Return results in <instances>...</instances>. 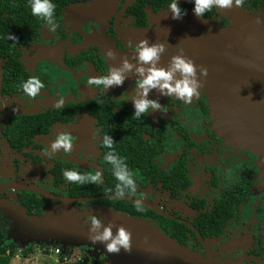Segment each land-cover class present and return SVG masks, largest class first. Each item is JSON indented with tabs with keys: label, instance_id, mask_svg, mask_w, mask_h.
<instances>
[{
	"label": "flooded vegetation",
	"instance_id": "af4514ba",
	"mask_svg": "<svg viewBox=\"0 0 264 264\" xmlns=\"http://www.w3.org/2000/svg\"><path fill=\"white\" fill-rule=\"evenodd\" d=\"M153 1L52 0L57 27L50 31L47 22L31 14L28 0H0V225L8 227L9 236L13 226L2 216L5 205L26 208L30 217H36L42 205L43 213L60 206L37 191L58 198L116 196L110 191L118 181L113 166L104 159L110 150L102 145L103 136L109 135L114 153L123 158L136 181L135 194L127 195L125 188L124 197L142 198L146 212H137L132 201L114 198L71 204L77 212L90 214L101 208L140 214L167 232L168 222H175V228L186 229L176 234L172 228L175 233H171L201 256L204 264H264V254L254 250L260 240L257 235L264 229L260 200L264 178L256 167L257 157L219 131L220 103L206 91L212 83L200 78V96L187 105L153 90L148 99H158L163 109L139 119L132 114V88L138 78L132 73L120 87L105 91L89 86L90 78L107 75L110 68L120 67L122 59L131 62L130 45L140 40L150 44L165 40L162 44L170 46L168 36L158 38L153 23L157 16H171L165 10L169 2ZM256 4L213 9L200 19L192 12L190 0H179L180 8L186 10L182 18L217 30L230 25L228 15L236 8L264 14V8ZM170 47H165L158 67L167 68L171 56L178 54ZM109 50L114 55L106 59ZM167 53L171 56L166 57ZM190 59L199 69L198 60ZM32 76L44 87L29 98L21 85ZM60 99L63 104L57 106ZM61 133L71 135V151L46 155ZM64 169L82 174L100 170L101 181L94 184L105 186L107 193L69 197L68 181L57 180ZM233 202L239 203L240 213L224 222L215 236H203L199 229H216Z\"/></svg>",
	"mask_w": 264,
	"mask_h": 264
},
{
	"label": "water",
	"instance_id": "95a60500",
	"mask_svg": "<svg viewBox=\"0 0 264 264\" xmlns=\"http://www.w3.org/2000/svg\"><path fill=\"white\" fill-rule=\"evenodd\" d=\"M234 11L237 13L235 37L220 42L215 37L212 45L207 46L209 40H197V37L201 36L197 30L202 25H195L194 30L189 28V34L183 35V40L186 44L192 42V34L195 33V41L197 40L200 46L196 51L185 53L184 56L198 60L200 67L207 69L205 78L212 83V87L206 91L220 103V112L216 115L219 131L257 157L256 167L263 181L264 16L257 19L238 8ZM188 20L192 19L181 17L178 21ZM203 26L205 27L204 24ZM214 35L215 33L210 36ZM164 55L171 56L169 53ZM37 192L60 202V207L48 210L41 217H30L22 209L10 208L7 205L3 208L5 210H2L4 217L10 220L13 226L8 239L20 249L30 244L57 245L61 247L63 255L68 248L86 249L90 258H101L106 264H204L201 256L168 238L156 226L101 208L93 210L90 214H82L71 206L103 198L132 202L135 200L117 195L58 198L42 191ZM143 205L147 206L145 203ZM89 215L102 217L105 225L112 226L114 234L121 226L127 229L131 233L130 250L125 252L121 249L118 254L106 253L102 244L92 245L89 242L90 225L85 223Z\"/></svg>",
	"mask_w": 264,
	"mask_h": 264
},
{
	"label": "clouds",
	"instance_id": "9594fccd",
	"mask_svg": "<svg viewBox=\"0 0 264 264\" xmlns=\"http://www.w3.org/2000/svg\"><path fill=\"white\" fill-rule=\"evenodd\" d=\"M190 2L193 5L192 12L200 19H204L205 14L210 13L213 9L221 11L230 9L234 5L237 7L242 5V0H190ZM28 5L33 16L47 22L50 26L48 29L55 31L57 27L54 17L56 5L52 0H28ZM165 10L171 14L174 20H178L186 14V10L180 8L179 0H169ZM53 24L55 26L51 27ZM8 38L16 39L10 35ZM130 47L133 53L131 62L127 58L122 59L120 67L110 68L107 75L90 78L89 86H100L106 91L113 86L120 87L129 78L128 73L138 77L134 81L133 95L131 96L134 108L132 114L138 119L149 113L162 111L163 107L158 99H148L149 93L153 90L160 96H171L186 105L192 103L193 98L200 96V89L203 86L200 78L207 76V69L204 67L198 69V66L190 58L184 56L182 49L173 48V51L178 54L172 55L167 68H164L157 66L161 55L165 52L163 44H150L147 39H144ZM113 55V52L109 50L105 58L111 59ZM43 87V83L35 76L29 77L21 85L23 94L29 98L36 97ZM56 103L57 106L62 105L63 100H57ZM102 145L110 150L105 153L104 159L113 166V175L118 181L115 188L116 195L123 197L126 194L125 188L128 189L127 195L135 194L136 181L133 178V172L123 162V158L114 153L113 137L104 135ZM72 146L71 135L61 133L50 143L48 152L45 154L51 157L61 149L67 153L71 151ZM62 176L69 183L94 184L101 181L102 173L97 170L95 174H82L76 170L64 169ZM133 203L137 212H143L142 198ZM85 223L90 225L88 232L90 233L89 242L92 245L102 244L106 253L118 254L121 249L125 252L130 250L131 233L124 227L117 228L114 234L111 225H105L102 217L98 218L94 215H89Z\"/></svg>",
	"mask_w": 264,
	"mask_h": 264
},
{
	"label": "trees",
	"instance_id": "16d2710c",
	"mask_svg": "<svg viewBox=\"0 0 264 264\" xmlns=\"http://www.w3.org/2000/svg\"><path fill=\"white\" fill-rule=\"evenodd\" d=\"M253 1L255 3H257L255 6H259V7L264 8V0H242V4L244 2L252 3ZM153 2L155 3L156 0H154ZM163 2H169V0H163ZM60 175H61V172L59 175H57V177H58L57 180L59 179V183H65L63 176L61 175V177H60ZM76 186H78V192H75ZM110 192L116 193L115 189H112ZM104 193H107V191L105 190V186L102 187V186H99L98 184H93V183L92 184H79V185H77V183L67 182V195L69 197H89V196H94V195H102ZM239 198L240 197H238V199ZM260 200L262 203L261 204V206H262L261 210H264V193H262ZM113 202L119 203V204L123 203V205H126V206L130 205V203L123 202L120 200H114ZM238 204H239L238 202H236V203L233 202L232 205L230 206V208L223 212L224 215H228V216L219 224V226L216 229H214V227H213L209 231V226H208L204 229H199V231L203 234V236H206V238H210L212 236H215V234H218L221 231V229H223L222 227H224V222L227 223V221L230 218H232L233 216L235 217L236 215H238L240 213L239 209H237ZM27 207L29 208V206H27ZM41 207L39 208V211L37 210L40 213H38V212L35 213L36 217H41L44 214L43 212L45 211L44 210L45 208L43 205ZM72 207H74V206H72ZM143 209H144V207H143ZM22 210L25 212L26 215H28L26 208H23ZM143 212H146V210L144 209ZM114 213H118V212H114ZM118 214L126 216L128 218H132V219H136V220H142V221L146 222L143 219L144 216L140 215V214H136V215H132V216L126 215V214H121V213H118ZM32 215H33V213H32ZM2 216L5 220H8L4 217V215H2ZM261 220H262V222H264V217ZM146 223H148V222H146ZM168 225L171 228V229L168 228L169 232H167L163 229H162L163 231L161 229H159V230L163 234H165L168 238L173 239L174 241H176L177 243H179L180 245L185 247V245L183 244V241L179 237H176L175 234H172L171 231L174 232V230L176 229V234H178V233L183 234V231L186 228H175L174 226L177 225L175 222H168ZM220 227H221V229H220ZM172 228H174V230ZM262 228H264V226ZM7 231H8V227L6 225H2V226L0 225V264H10L11 259H13V257L15 256L16 250L18 249V247L15 243H11V242L7 241V236H8ZM257 236L260 240H261V238H263L262 244H261L260 240H258L257 244H255V246H254V250L255 251L258 250L259 253L264 254V229L262 231H260V234H258ZM42 248H49V246H42ZM53 248H57V247L54 246ZM192 252H194V251H192ZM31 254H32V246H28V247L22 249L21 250L22 260H26L27 258L30 257ZM82 256H84V264H87V263L99 264V260L92 259L89 256H87L85 253H83ZM58 264H63L61 256L58 257ZM70 264H78V263H70Z\"/></svg>",
	"mask_w": 264,
	"mask_h": 264
},
{
	"label": "rangeland",
	"instance_id": "374dc122",
	"mask_svg": "<svg viewBox=\"0 0 264 264\" xmlns=\"http://www.w3.org/2000/svg\"><path fill=\"white\" fill-rule=\"evenodd\" d=\"M235 14H237L234 10H232L230 12V15H228V17H230V25L227 28H223L220 30L215 29L212 26H207L205 25V27L202 26L200 28H198L197 33L200 32L201 36L197 37V40L199 39V41L201 39H205L207 42L208 40L210 41V43H207V46L212 45V41L213 38L216 37L217 41H223V40H227L228 38L231 37H235L236 34V28H235V23H236V19H235ZM252 16H254L257 19H260L261 16H264L263 13L259 14H251ZM214 36H210L212 34H214ZM206 35V37H205ZM168 39V38H166ZM169 40V39H168ZM224 46V45H223ZM53 249V247H51ZM47 249V248H44ZM83 251H79L76 248H68L66 251V255L70 256L69 259L70 261H72L73 259H76L77 256L83 259V263L84 264V256L83 253H86L87 256H89L88 251L86 249H82ZM80 254V256L78 255ZM13 262L11 264H58V256H54V255H45L42 248H38V247H32V254L30 255V260L26 259V260H22V256H21V249L18 248L16 250L15 256L13 257ZM68 264H70L68 262ZM87 264H91V263H87ZM99 264H106L102 261V259H100Z\"/></svg>",
	"mask_w": 264,
	"mask_h": 264
},
{
	"label": "crops",
	"instance_id": "0c3cea01",
	"mask_svg": "<svg viewBox=\"0 0 264 264\" xmlns=\"http://www.w3.org/2000/svg\"><path fill=\"white\" fill-rule=\"evenodd\" d=\"M98 10V9H97ZM92 11H96L94 9H92ZM185 19V18H184ZM179 20V19H178ZM178 20H174L172 19L171 16H165L163 18L157 16L154 20L153 23H155V29H157L155 31V33L158 35V38H162V37H166L169 39V41H171L170 46H167L168 43H164L163 45L167 48L170 47L168 49H172L174 47H179L180 49H182L183 51H196L197 48H199L200 45H198V41H195V38L197 36H195V33L192 34L193 36V41L192 42H188V44L184 43L183 40V35H187L189 34V28H192V30H194L195 25H193V21L192 20H188L186 22H181ZM172 33V34H171ZM189 38V36H188ZM167 39V40H168ZM190 39V38H189ZM183 40V41H182ZM165 41V40H164ZM163 41V42H164ZM162 42V43H163ZM161 43V44H162ZM169 45V44H168ZM60 206H56L54 205L53 207H51L50 209H58ZM49 209V210H50ZM96 211V210H95ZM29 246L32 247H38V248H42V246L44 245H36V244H30ZM56 246L57 248H61L60 246L57 245H52V247ZM18 247V246H17ZM51 248V246H49ZM19 248V247H18ZM44 248H42L43 250ZM79 251H83L82 249H78ZM45 254V253H44ZM86 254V253H85ZM89 254V252H88ZM46 255V254H45ZM80 256V254H78ZM87 255V254H86ZM28 260H30V257L27 258ZM101 259V258H100ZM14 259H11L10 264L13 262ZM100 261V260H99Z\"/></svg>",
	"mask_w": 264,
	"mask_h": 264
},
{
	"label": "built area",
	"instance_id": "2783aa9c",
	"mask_svg": "<svg viewBox=\"0 0 264 264\" xmlns=\"http://www.w3.org/2000/svg\"><path fill=\"white\" fill-rule=\"evenodd\" d=\"M43 252L46 254V255H54V256H61L62 257V263L63 264H68L69 263H78V264H82L83 263V259L78 257L76 259H73L72 261H70L69 257L70 256H67L66 254H62V251L60 248H50V249H43Z\"/></svg>",
	"mask_w": 264,
	"mask_h": 264
}]
</instances>
